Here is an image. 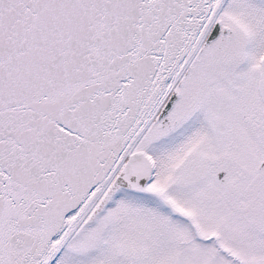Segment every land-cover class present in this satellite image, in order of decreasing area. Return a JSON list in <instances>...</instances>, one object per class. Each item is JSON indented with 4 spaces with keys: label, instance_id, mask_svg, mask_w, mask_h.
Listing matches in <instances>:
<instances>
[{
    "label": "snow or ice",
    "instance_id": "obj_1",
    "mask_svg": "<svg viewBox=\"0 0 264 264\" xmlns=\"http://www.w3.org/2000/svg\"><path fill=\"white\" fill-rule=\"evenodd\" d=\"M0 264H264V0H0Z\"/></svg>",
    "mask_w": 264,
    "mask_h": 264
}]
</instances>
